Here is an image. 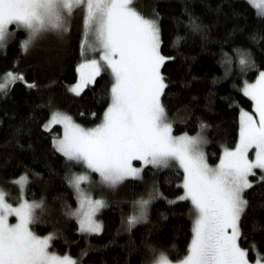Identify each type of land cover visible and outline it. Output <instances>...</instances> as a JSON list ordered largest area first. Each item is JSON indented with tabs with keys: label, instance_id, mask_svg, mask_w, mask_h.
<instances>
[{
	"label": "trees",
	"instance_id": "obj_1",
	"mask_svg": "<svg viewBox=\"0 0 264 264\" xmlns=\"http://www.w3.org/2000/svg\"><path fill=\"white\" fill-rule=\"evenodd\" d=\"M135 6L146 17L158 18L161 54L174 57L161 67L167 84L161 100L173 133L196 135L201 123L207 125L204 152L207 162L216 165L222 150L238 141L240 111L252 110L242 86L264 72V17L247 0H135ZM193 19L200 25L197 31L191 27ZM11 30L15 35L0 50V77L9 71L23 74L37 87L17 82L7 95H0V188L9 201L19 200L21 186L15 181L26 176L24 197L44 202L32 231L54 234L49 250L69 255L77 264H148L160 252L170 260L183 258L192 238L193 217L190 201L177 200L183 192L179 187L183 172L176 164L164 170L147 166L142 179H127L112 188L104 197L107 206L97 214L99 234L81 233L76 219L66 215L76 206L68 177L83 168L54 149L53 137L61 135V126L46 131L44 123L57 108L84 127L97 125L110 102L112 77L104 70L80 96L68 91L83 59L80 20L49 54L40 55L39 49L46 46L42 44L25 54L20 47L25 31ZM237 50L251 54V66L242 68ZM255 171L257 176L250 177L254 187L245 193L250 203L238 240L249 250V262L257 259V252L264 256V181L258 180L264 173ZM150 191L164 198L154 200L147 220L129 230L133 202ZM172 200L177 202L168 203Z\"/></svg>",
	"mask_w": 264,
	"mask_h": 264
},
{
	"label": "snow or ice",
	"instance_id": "obj_2",
	"mask_svg": "<svg viewBox=\"0 0 264 264\" xmlns=\"http://www.w3.org/2000/svg\"><path fill=\"white\" fill-rule=\"evenodd\" d=\"M247 2L264 17V0ZM134 5L135 0H0V50L15 35L11 30L14 27L27 33L20 42L27 54L45 34L67 33L73 14L82 9V56L88 52L99 56L85 59L78 66V80L68 90L80 96L104 70H110L113 78L110 103L100 124L85 128L55 110L44 125L46 131L62 126V136L53 137L54 149L88 170L68 177L78 207L69 209L66 215L76 219L81 233L99 234L102 224L96 216L107 205L81 187L90 182V173H97L102 185L116 188L127 179H142L147 166L164 170L178 164L183 171L179 185L183 194L177 200L190 201L193 226L187 253L177 264H249V250L238 240L240 221L250 203L245 193L254 187L250 177L257 176V169L264 173V72L255 83H246L243 88V94L253 102L254 114L241 112L238 143L233 149H224L217 165H209L203 151L207 125L201 123L196 135H173V122L161 100L167 88L161 67L174 57L161 54L158 18H147ZM190 24L194 31L200 29L194 19ZM180 39L177 37V45ZM237 55L242 68L252 65L250 53L237 50ZM17 82H25L30 89L37 87L34 82H26L23 74L9 71L0 77V95H7L10 85ZM251 150L254 158L250 159ZM134 161L141 166H134ZM258 180L264 181V175ZM26 181L25 176L15 183L23 191ZM7 195L0 189V264H77L69 255L49 251L54 234L40 237L32 231L30 226L39 221L38 210L44 211L42 200L29 202L22 195L13 205ZM161 198L162 193L150 191L146 198L134 201L128 229L145 222L149 205ZM10 217L17 222L9 223ZM251 248L255 251L256 245ZM262 260L264 256L257 252L255 264ZM152 264L173 262L160 252Z\"/></svg>",
	"mask_w": 264,
	"mask_h": 264
},
{
	"label": "rangeland",
	"instance_id": "obj_3",
	"mask_svg": "<svg viewBox=\"0 0 264 264\" xmlns=\"http://www.w3.org/2000/svg\"><path fill=\"white\" fill-rule=\"evenodd\" d=\"M135 6V5H134ZM136 7V6H135ZM256 10L257 11H259L257 8H256ZM147 18H149V17H147ZM78 20H80V23H81V30H82V39H83V34H84V26H83V10L82 9H79V10H77L74 14H73V16H72V18H71V20H70V22H69V24H70V26H71V24L73 23V22H76V21H78ZM70 29V28H69ZM68 33V32H67ZM67 33H65V34H63V35H60V34H57V33H55V32H50V33H47V34H45L44 36H42L41 38H39L38 39V41L35 43V45L37 44V45H39V44H42V45H46V46H44V47H42L41 49H39V53H40V55H42V54H44V53H48L49 54V52H53L51 49H54L57 45H60V44H62L63 43V40H64V37L67 35ZM25 34H26V36H27V33L25 32ZM82 43V42H81ZM35 45H34V47H35ZM33 47V48H34ZM38 47V46H37ZM40 47V46H39ZM33 48H31L29 51H31ZM81 55H82V50H81ZM98 56H99V53H92V52H88L87 53V55L86 56H82L83 57V59L81 60V62L77 65V68H78V66L82 63V62H84L85 61V59H92V58H97L98 59ZM77 68H76V71H77ZM109 72H110V70H109ZM111 74V73H110ZM77 80H78V77H79V73L77 72ZM111 77H112V75H111ZM258 77H259V75L257 76V78L253 81V82H250V83H255L256 82V80L258 79ZM77 82V81H76ZM75 82V83H76ZM74 83V84H75ZM112 83H113V78H112ZM74 84H72V85H74ZM245 84L246 83H244L243 84V86H242V91H243V88H244V86H245ZM71 85V86H72ZM112 86V85H111ZM69 89V88H68ZM69 91V90H68ZM110 103V102H109ZM252 105H253V102H252ZM108 106H109V104H108ZM107 106V107H108ZM253 107H254V105L252 106V110L251 111H248V110H241L240 111V114H241V112L242 111H245V112H248V113H250V114H254L253 113ZM107 109V108H106ZM105 109V110H106ZM55 110H59V109H57V108H52L51 109V112L52 111H55ZM59 111H61V110H59ZM61 112H63V113H66V112H64V111H61ZM105 112V111H104ZM104 112H103V114H104ZM67 115H69V116H71L70 114H68V113H66ZM240 114H239V131H240ZM50 117V116H49ZM72 117V116H71ZM73 118V117H72ZM102 118H103V115H102V117H101V120H100V122L98 123V124H100L101 123V121H102ZM49 119V118H48ZM74 120V119H73ZM48 121V120H47ZM47 121L45 122V123H47ZM74 122L75 123H77L75 120H74ZM45 123H44V125H45ZM77 124H79V123H77ZM97 124V125H98ZM80 125V124H79ZM82 126V125H81ZM96 125H94V126H91V127H95ZM82 127H84V126H82ZM91 127H85V128H91ZM62 134H63V130H62V126H61V135L60 136H62ZM173 135H176V136H179V135H182V134H174L173 133ZM189 135V134H188ZM238 140H239V136H238ZM237 143H238V141H237ZM236 143V144H237ZM236 146V145H235ZM235 146L233 147V148H235ZM233 148H228V149H233ZM225 149V148H224ZM224 149L222 150V154H223V151H224ZM203 151H204V146H203ZM221 154V155H222ZM221 157V156H220ZM249 158L251 159V158H254V150H251L250 152H249ZM220 160V159H219ZM219 160H218V162H217V164L219 163ZM133 164H134V166H136V167H140L141 165H140V162H138V161H134L133 162ZM216 164V165H217ZM177 166H178V164H176ZM210 165V164H209ZM81 166H82V171H80V172H77V173H74V174H72V175H75V174H81V173H85V172H87L88 170L81 164ZM211 166H215V165H211ZM179 167V166H178ZM182 170V169H181ZM183 172V171H182ZM182 182H183V180H182ZM81 187L82 188H84L87 192H89L91 195H92V197L93 198H95V199H103L104 201H105V195L110 191V190H112V188H109V187H106V186H104V185H102L101 183H100V177H99V175L97 174V173H90V182H88V183H83L82 185H81ZM1 189V188H0ZM5 191V190H4ZM75 191V190H74ZM76 194V193H75ZM182 194H183V192H182ZM23 195V197H24V191H21V187L19 188V190H18V196H19V200H20V198H21V196ZM25 198V197H24ZM7 199H8V196H7ZM26 199V198H25ZM19 200L16 202V203H11L10 201H9V199H8V202L9 203H11V204H13V205H16L18 202H19ZM29 202H32V201H30V200H28ZM78 207V202H77V198H76V206H75V209ZM74 209V210H75ZM96 219L98 220V222H100L99 221V219H98V217L96 216ZM17 221H16V218L15 217H10L9 218V223H11V224H14V223H16ZM78 224V223H77ZM78 228H79V226H78ZM37 235V234H36ZM38 236H40V235H38ZM45 236H47V235H45ZM40 237H44V236H40ZM50 251V250H49ZM50 252H52V251H50ZM53 253H55V252H53ZM55 254H57V253H55ZM57 255H60V254H57ZM60 256H63V255H60ZM182 259V258H181ZM181 259H179V260H181ZM179 260H171L172 262H173V264H177V262L179 261ZM256 261V260H255ZM255 261L254 262H249V264H255ZM148 264H152V262H150V263H148ZM261 264H264V260H262L261 261Z\"/></svg>",
	"mask_w": 264,
	"mask_h": 264
}]
</instances>
